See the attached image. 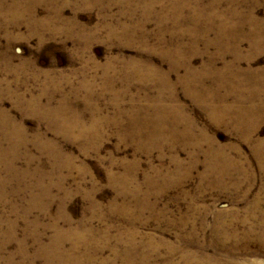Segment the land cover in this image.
<instances>
[{
    "label": "rangeland",
    "instance_id": "rangeland-1",
    "mask_svg": "<svg viewBox=\"0 0 264 264\" xmlns=\"http://www.w3.org/2000/svg\"><path fill=\"white\" fill-rule=\"evenodd\" d=\"M0 264H264V0H0Z\"/></svg>",
    "mask_w": 264,
    "mask_h": 264
},
{
    "label": "bare ground",
    "instance_id": "bare-ground-1",
    "mask_svg": "<svg viewBox=\"0 0 264 264\" xmlns=\"http://www.w3.org/2000/svg\"><path fill=\"white\" fill-rule=\"evenodd\" d=\"M210 18V17H209ZM208 24V23H207ZM171 52V51H170Z\"/></svg>",
    "mask_w": 264,
    "mask_h": 264
}]
</instances>
